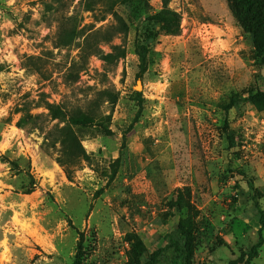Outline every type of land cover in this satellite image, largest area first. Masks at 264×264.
Wrapping results in <instances>:
<instances>
[{
  "label": "rangeland",
  "instance_id": "obj_1",
  "mask_svg": "<svg viewBox=\"0 0 264 264\" xmlns=\"http://www.w3.org/2000/svg\"><path fill=\"white\" fill-rule=\"evenodd\" d=\"M81 1L0 0V264H76L78 242L77 264H144L165 245L183 215L173 206L188 194L199 211L193 264L239 260L257 241L253 189L264 211V112L239 102L225 113L223 105L264 90L250 37L227 0H170L177 35L154 19L161 0H118L113 10L127 32L111 44L123 45L126 57L107 66L93 56L82 70V39L54 47L61 22L74 14L80 28L115 22L95 21L101 8L82 12ZM104 89L119 94L112 111L100 106L111 111L112 134H82L88 161L69 181L56 153L42 147L56 121L44 108L30 110L34 122L18 111L41 98L84 109ZM28 175L36 187L24 194ZM129 233L146 249L141 258ZM170 260L168 252L162 264ZM251 264H264V244Z\"/></svg>",
  "mask_w": 264,
  "mask_h": 264
},
{
  "label": "trees",
  "instance_id": "obj_2",
  "mask_svg": "<svg viewBox=\"0 0 264 264\" xmlns=\"http://www.w3.org/2000/svg\"><path fill=\"white\" fill-rule=\"evenodd\" d=\"M149 1V0H146ZM118 0H82V12H95L101 8L99 16L95 21H103L107 15H112L115 25L105 29H94L93 25L80 28L77 14L67 17L61 22L58 28L54 47L56 49H69L78 39H82L79 45L80 51L78 65L83 70L87 67L90 57H97L107 66H114L126 57L123 45H112L111 42L116 35L127 32L126 22L121 16L114 12V6ZM162 8L154 16L160 29L167 35H177L179 33L180 16L169 9L170 0H161ZM228 8L238 23L242 32L250 37L255 57L259 60L264 69V0H227ZM100 6V7H99ZM101 45H109V51L105 52ZM142 51L145 48L141 47ZM141 62V73L146 71L145 54L138 53ZM245 97L233 95L228 103L223 105L225 113L232 110L237 103H250L257 111L264 112V90L251 89L244 92ZM44 96V95H42ZM118 92L111 89H104L97 93L94 99L86 108L68 109L61 104L48 102L41 98L33 103H26L18 112L28 116L31 122L39 119V115L30 116L33 108H44L50 121H56L50 129L45 131L42 147L45 150H53L56 153V162L62 167L67 179L72 181L73 174L81 167V163L88 161V156L82 145V134L93 130L101 136H110L109 129L111 121V111L118 102ZM107 103L110 112L103 114L100 106ZM25 118V117H24ZM25 119H20L18 126L25 128ZM38 130L44 131L40 125H36ZM16 167L14 163H11ZM12 167V168H13ZM29 176V183L23 187L24 194H30L36 187L33 176ZM254 207L257 210V220L259 229L257 231V241L248 250L241 254L240 259L231 261L229 264H251L252 260L258 257L259 249L263 246L262 232L264 230V211L260 209L259 200L263 196L253 189L251 196ZM173 208L177 213H183L179 217L175 229L164 238L165 245L148 255L144 264H162L167 260V253H171L170 264H193L196 247V221L199 211L191 203L189 194L187 197L178 196ZM128 242L136 258H141L146 252L142 241L135 234L129 233ZM81 242L77 244L76 264L81 256ZM139 264V263H138Z\"/></svg>",
  "mask_w": 264,
  "mask_h": 264
}]
</instances>
